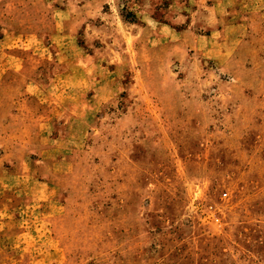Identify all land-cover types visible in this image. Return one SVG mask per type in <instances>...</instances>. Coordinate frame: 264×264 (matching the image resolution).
<instances>
[{
	"label": "rangeland",
	"instance_id": "rangeland-1",
	"mask_svg": "<svg viewBox=\"0 0 264 264\" xmlns=\"http://www.w3.org/2000/svg\"><path fill=\"white\" fill-rule=\"evenodd\" d=\"M0 264H264V0H0Z\"/></svg>",
	"mask_w": 264,
	"mask_h": 264
}]
</instances>
